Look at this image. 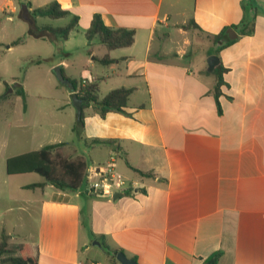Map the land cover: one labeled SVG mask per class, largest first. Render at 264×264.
I'll return each instance as SVG.
<instances>
[{"label":"crops","instance_id":"obj_1","mask_svg":"<svg viewBox=\"0 0 264 264\" xmlns=\"http://www.w3.org/2000/svg\"><path fill=\"white\" fill-rule=\"evenodd\" d=\"M56 1L69 14L48 18L62 25L39 27H62L77 16L69 38H34L26 26L0 51V61L29 41H47L50 66L77 80L78 90L84 81L97 86L99 100L119 88L132 93L126 113L102 116L88 105L78 134L75 124H51L50 139L36 151L65 143L63 153L88 167L116 153L132 187L114 198L52 185L30 189L44 179L13 176L18 182L6 197L0 240L6 233L18 246L27 244L38 264H121L118 252L138 264H205L218 252V264H264V0ZM51 2L24 1L34 23V10ZM20 4L0 0V39L7 21L22 19ZM95 15L108 27L134 31V43L108 51L98 39L89 41ZM106 55L113 63L102 65ZM210 56L219 58L212 71ZM14 206L32 220L28 234L27 218L14 216ZM103 240L118 252L108 254Z\"/></svg>","mask_w":264,"mask_h":264},{"label":"rangeland","instance_id":"obj_2","mask_svg":"<svg viewBox=\"0 0 264 264\" xmlns=\"http://www.w3.org/2000/svg\"><path fill=\"white\" fill-rule=\"evenodd\" d=\"M20 1L25 4V0ZM34 1L39 4L45 2V0ZM37 16V22L34 23L35 21L33 20V24L23 20V18L19 19L18 15L15 23L7 21L5 23L6 28L1 36L2 39H0L3 42L0 45V51H6V46L10 44L9 41L12 37L16 35L22 36L23 27L26 28L27 26L30 29L32 25L37 27L50 24L62 25L54 23L48 17ZM17 24L20 25L19 28ZM78 38L80 39V37ZM48 46L50 45L47 41L32 40L24 47V51L16 53L15 50L7 56H3V60L0 61V72L4 74L0 77V98L8 95L10 89H13L9 93L11 95L9 102L0 106V220L3 217L2 213L6 209L7 194H12L18 182L15 179L16 175L14 178L6 172L7 159L36 151L40 141H48L50 139L47 135L55 130L52 129L51 124L76 125L78 120L77 109L69 96L68 87L59 81L55 72L56 67H51L49 59L45 56L48 53ZM17 60L21 61L20 65L14 64ZM79 75L80 70L77 69L74 72V76L80 77ZM19 86L22 88L26 87L24 96L17 94L16 89ZM17 124L19 125L17 126ZM75 142L78 141L75 140ZM33 175L39 176L38 174ZM14 207V212H12L14 216L21 215L19 217L21 220L24 217L27 218L24 219L27 226H25L23 221L18 223L24 224L26 234H28V229L32 230L33 227L31 224L32 220L30 217L24 216V213L19 211L17 206ZM16 230L21 233L24 228L21 227ZM22 234H24V238L26 234ZM22 234H18L20 238ZM6 235L9 236L8 252L4 253L1 258L18 256L19 246L16 244L17 240L14 241L11 235Z\"/></svg>","mask_w":264,"mask_h":264},{"label":"trees","instance_id":"obj_3","mask_svg":"<svg viewBox=\"0 0 264 264\" xmlns=\"http://www.w3.org/2000/svg\"><path fill=\"white\" fill-rule=\"evenodd\" d=\"M69 12L62 10L56 0H52L50 5L44 9H36L33 15L42 17H49L52 19L62 18L68 15ZM79 18L73 16L70 22L62 27H37L32 25L28 34L34 38H47L50 34L61 36L67 40L72 30L77 26ZM187 27V26H186ZM225 33L215 36L214 39H221ZM86 37L89 41L98 39L99 43L104 46L108 51L116 50L119 48L130 47L134 43L135 33L127 29H115L108 27L102 21L100 15H95L90 28L86 32ZM22 39H18L14 44H19ZM228 42H230L228 40ZM102 65H109L113 60L109 55L104 56L98 60ZM64 77L70 81L78 95L83 99V109L88 105H94L99 109L100 114L105 116L108 112H121L126 113L124 108L128 104L129 97L132 93L131 89L119 88L112 90L101 100L98 99V89L96 85H87L80 87L78 90L77 80L68 79L63 73ZM224 84L221 74L218 75L216 83V95H220V88ZM18 95L24 96L22 87L16 89ZM83 111L78 118L73 131L78 134L83 125ZM95 143H100L96 141ZM67 144L59 143L43 147L38 151H31L28 153L13 156L6 161V172L10 176L35 173L40 175L44 181L42 183L32 184L27 188H41L45 185H52L61 191L77 192L86 189V170L88 165L82 158H70L61 150ZM141 173V172H140ZM9 236L2 235L0 242V264H38L36 259L30 255V248L27 244H21L18 248V256H10L8 258H1L4 253H7V244ZM103 249L108 253L115 255L118 251L113 250L103 240ZM221 253H216L207 259L205 264H218Z\"/></svg>","mask_w":264,"mask_h":264},{"label":"built area","instance_id":"obj_4","mask_svg":"<svg viewBox=\"0 0 264 264\" xmlns=\"http://www.w3.org/2000/svg\"><path fill=\"white\" fill-rule=\"evenodd\" d=\"M82 83V87L87 86L86 82ZM85 176L86 190L95 195L112 196L115 193H125L132 187L117 169L116 153L111 154L106 164L88 167Z\"/></svg>","mask_w":264,"mask_h":264},{"label":"water","instance_id":"obj_5","mask_svg":"<svg viewBox=\"0 0 264 264\" xmlns=\"http://www.w3.org/2000/svg\"><path fill=\"white\" fill-rule=\"evenodd\" d=\"M20 11H21V16H22L23 20L33 24L34 21L31 17V14H30L29 5L28 4H20ZM232 32H233L232 29L229 30V32H228L230 39L234 38L231 35ZM218 63H219V58L217 56H210V58L208 59L209 70L212 71ZM55 72H56V75H57V78L59 79V81L68 87V89L70 91V98L72 99V102L77 109V117L79 118L82 114V111H83V104H84L83 99H81L79 97V95H78L77 91L75 90V87L73 86V84L64 77L62 69L60 66H57L55 68ZM16 86H18V85H16ZM12 91H13V89H10V92H12ZM122 195H123V193H117V194H115L114 198H118ZM94 244H96L99 247L101 246V243L99 241H95ZM116 258L121 264H138L134 259L128 258L123 252H118L116 254Z\"/></svg>","mask_w":264,"mask_h":264}]
</instances>
